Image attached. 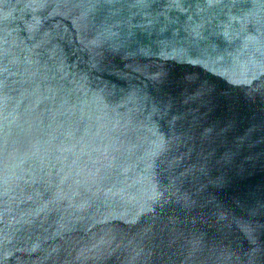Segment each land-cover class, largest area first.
<instances>
[{
  "label": "water",
  "instance_id": "obj_1",
  "mask_svg": "<svg viewBox=\"0 0 264 264\" xmlns=\"http://www.w3.org/2000/svg\"><path fill=\"white\" fill-rule=\"evenodd\" d=\"M0 264H264V0H0Z\"/></svg>",
  "mask_w": 264,
  "mask_h": 264
}]
</instances>
